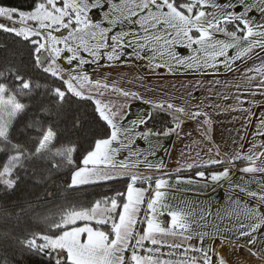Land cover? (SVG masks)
Returning <instances> with one entry per match:
<instances>
[{
    "label": "snow or ice",
    "instance_id": "obj_1",
    "mask_svg": "<svg viewBox=\"0 0 264 264\" xmlns=\"http://www.w3.org/2000/svg\"><path fill=\"white\" fill-rule=\"evenodd\" d=\"M0 37L39 101L0 115V201L56 192L0 203V264H264V0H0ZM182 183L225 195L180 207Z\"/></svg>",
    "mask_w": 264,
    "mask_h": 264
},
{
    "label": "trees",
    "instance_id": "obj_2",
    "mask_svg": "<svg viewBox=\"0 0 264 264\" xmlns=\"http://www.w3.org/2000/svg\"><path fill=\"white\" fill-rule=\"evenodd\" d=\"M4 2L20 6L24 3V0H4ZM0 42L7 43L9 45L6 51L2 54V58H0V70L4 71V75L0 76V87L2 86L4 88L7 96H12L15 101L23 107V109L18 113H25L30 104L35 107L39 101L32 100L30 97H27L26 94H22L13 89L10 83H7V68L9 65L16 66L21 71L24 70V63L19 55L23 46L15 44L11 38L5 39L4 37H0ZM26 114L29 118L34 116V113L31 112H27ZM71 142H76V138H72ZM54 188V184L48 185L46 188H41L32 186L29 183H21L20 189L16 193H14L12 196H5L3 201H0V203H4L6 207H11L12 203L19 202L26 197L32 198L37 194L44 196L46 193H51L52 196H55L56 192L54 191ZM99 191H103V189H100ZM40 259V257H35L32 264H39Z\"/></svg>",
    "mask_w": 264,
    "mask_h": 264
},
{
    "label": "crops",
    "instance_id": "obj_3",
    "mask_svg": "<svg viewBox=\"0 0 264 264\" xmlns=\"http://www.w3.org/2000/svg\"><path fill=\"white\" fill-rule=\"evenodd\" d=\"M173 82H177V81H173ZM141 107H143L142 105L138 104V103H133V110H139ZM186 116H190L191 113H185ZM214 119H216L214 117ZM224 120V123H217L216 125V129H215V138L219 141V140H224L225 144H227L230 140H231V133H229L227 130H230L234 127L233 123H230L227 120V117L221 118ZM193 126L189 125L186 129V131H192ZM203 129H200V132L203 133ZM193 140H198V141H203L204 137L203 135L199 136L198 133L193 132L192 137H188V139H186L184 141V144H188ZM141 147H146L147 145H145L144 142H139ZM153 143H155V141H153ZM201 147H206V142L205 143H197L195 145H193V151H196L198 148ZM224 149V144L221 145V150L223 151ZM184 150V145L180 144V142L178 141L177 144L175 145V147L173 149H171V155H172V159L168 160V157L166 156L165 159L168 160L169 162V166L171 167V163L174 162V160L178 157V154L180 151ZM181 159H184V157H181ZM204 157H200L197 156L196 160L199 163L201 160H203ZM129 171L135 172V169H131ZM141 174L147 175V171L144 169L139 170ZM127 174V173H125ZM152 175H158V173L156 172H152ZM175 194L178 200H181V204L180 207H185L186 205L183 203V201H188V202H192V201H196L199 200L201 201V204H203L204 202H210L212 197H215L219 200H223L225 192L222 190V188L220 186H216L215 189L213 190L212 188H205L203 184H199V183H192V184H185L182 183L179 185V187L175 188ZM199 194V195H198ZM176 201H173V203H175Z\"/></svg>",
    "mask_w": 264,
    "mask_h": 264
},
{
    "label": "rangeland",
    "instance_id": "obj_4",
    "mask_svg": "<svg viewBox=\"0 0 264 264\" xmlns=\"http://www.w3.org/2000/svg\"><path fill=\"white\" fill-rule=\"evenodd\" d=\"M23 107L12 96H7L4 88L0 87V115L6 124L11 123V118L18 114Z\"/></svg>",
    "mask_w": 264,
    "mask_h": 264
}]
</instances>
